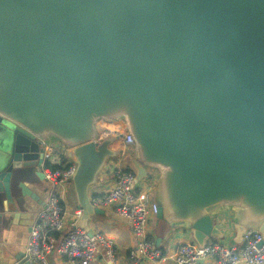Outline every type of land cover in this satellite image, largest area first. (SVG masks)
I'll use <instances>...</instances> for the list:
<instances>
[{
  "label": "water",
  "instance_id": "water-1",
  "mask_svg": "<svg viewBox=\"0 0 264 264\" xmlns=\"http://www.w3.org/2000/svg\"><path fill=\"white\" fill-rule=\"evenodd\" d=\"M102 120L127 124L136 183L158 171L163 226L203 248L227 209L234 245L264 239V0H0V234L39 203L55 142L91 233L90 189L118 154L95 142Z\"/></svg>",
  "mask_w": 264,
  "mask_h": 264
},
{
  "label": "built area",
  "instance_id": "built-area-1",
  "mask_svg": "<svg viewBox=\"0 0 264 264\" xmlns=\"http://www.w3.org/2000/svg\"><path fill=\"white\" fill-rule=\"evenodd\" d=\"M95 142L101 143L115 138L120 143L122 159L135 156V142L124 121H99ZM115 142V143H116ZM46 164L43 169L49 183L47 202L36 216L25 246L22 264H48L47 257L58 254L71 264H97L101 249L111 263L116 262L117 250L112 239L99 232L88 233L78 227L81 211L71 218L65 208V195L77 172V164L68 157L69 149L59 142L53 145L43 143ZM157 175L145 179L143 186L136 183L135 173L127 166H119L114 173V184L103 194L91 198L92 204L100 209L114 208L126 219L136 240L131 259L135 264L152 263L198 264L214 259L216 264H264V239L259 231L249 230L240 246L222 242H210L200 248L196 243L181 244L172 257L166 255L150 237L149 227L157 221L159 203L154 189Z\"/></svg>",
  "mask_w": 264,
  "mask_h": 264
},
{
  "label": "crops",
  "instance_id": "crops-1",
  "mask_svg": "<svg viewBox=\"0 0 264 264\" xmlns=\"http://www.w3.org/2000/svg\"><path fill=\"white\" fill-rule=\"evenodd\" d=\"M113 149L117 151V157L109 159L104 169L99 175L97 183L90 189V197H94L108 191L114 184V173L116 169L122 164H126L122 159V152L120 143L116 142ZM129 160V167L134 173L131 161L135 156H127ZM149 172L157 175L158 171L149 169ZM158 182V181H157ZM145 180L138 183V186H143ZM34 193H36L39 203L27 200V213H23L20 220L16 225H11L0 234V264H15L17 261L22 260L25 253V246L27 244L31 227L35 221L37 214L45 208L48 196L49 183L45 181L41 187L30 186ZM154 194L158 200L157 187L154 189ZM65 208L69 217H73L76 212L81 211L74 184L68 186L65 195ZM104 215H94L88 222L89 230L93 233L99 232L106 237L112 239L115 243L117 250L116 262L111 263L105 253L104 249L99 251V256L96 259L97 264H135L131 259V254L135 250L136 240L132 233L130 223L120 217L114 208L103 209ZM82 215V212H81ZM81 218V217H80ZM219 228L224 233L223 239H211L210 242H222L227 245H234L237 241V231L235 228L236 215L233 210L224 209L218 216ZM150 237L155 241L156 245L163 250V252L172 257L177 248L186 242L196 243L193 239L192 233L189 229L178 227L163 226L158 221L153 222L149 227ZM240 246L241 244H235ZM48 264H71L67 259L58 254H51L47 257ZM152 264V263H141ZM167 264H174L169 261ZM198 264H216L214 259L200 261Z\"/></svg>",
  "mask_w": 264,
  "mask_h": 264
},
{
  "label": "rangeland",
  "instance_id": "rangeland-1",
  "mask_svg": "<svg viewBox=\"0 0 264 264\" xmlns=\"http://www.w3.org/2000/svg\"><path fill=\"white\" fill-rule=\"evenodd\" d=\"M123 162H125L126 164H122V166H128L129 165V160L128 159H124Z\"/></svg>",
  "mask_w": 264,
  "mask_h": 264
}]
</instances>
